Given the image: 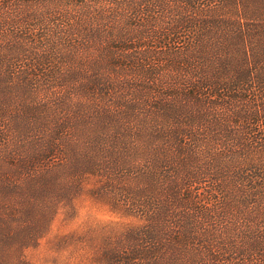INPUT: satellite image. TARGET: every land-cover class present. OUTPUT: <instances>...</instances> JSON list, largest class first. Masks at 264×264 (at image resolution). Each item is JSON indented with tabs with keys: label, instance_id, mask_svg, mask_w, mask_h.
Wrapping results in <instances>:
<instances>
[{
	"label": "trees",
	"instance_id": "1",
	"mask_svg": "<svg viewBox=\"0 0 264 264\" xmlns=\"http://www.w3.org/2000/svg\"><path fill=\"white\" fill-rule=\"evenodd\" d=\"M86 181L98 264H264V0H0V264Z\"/></svg>",
	"mask_w": 264,
	"mask_h": 264
},
{
	"label": "rangeland",
	"instance_id": "2",
	"mask_svg": "<svg viewBox=\"0 0 264 264\" xmlns=\"http://www.w3.org/2000/svg\"><path fill=\"white\" fill-rule=\"evenodd\" d=\"M93 184L86 181L85 191L73 200L72 209L59 210L44 235L33 246L22 250L26 264H98L88 245L93 231L132 223V220L120 219L107 205L94 199L89 192Z\"/></svg>",
	"mask_w": 264,
	"mask_h": 264
}]
</instances>
